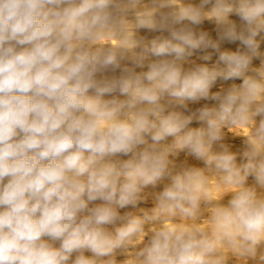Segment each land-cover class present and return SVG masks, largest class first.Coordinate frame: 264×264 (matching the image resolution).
Segmentation results:
<instances>
[{
	"label": "clouds",
	"instance_id": "9594fccd",
	"mask_svg": "<svg viewBox=\"0 0 264 264\" xmlns=\"http://www.w3.org/2000/svg\"><path fill=\"white\" fill-rule=\"evenodd\" d=\"M0 264H264V0H0Z\"/></svg>",
	"mask_w": 264,
	"mask_h": 264
},
{
	"label": "rangeland",
	"instance_id": "374dc122",
	"mask_svg": "<svg viewBox=\"0 0 264 264\" xmlns=\"http://www.w3.org/2000/svg\"><path fill=\"white\" fill-rule=\"evenodd\" d=\"M258 63V62H257Z\"/></svg>",
	"mask_w": 264,
	"mask_h": 264
}]
</instances>
